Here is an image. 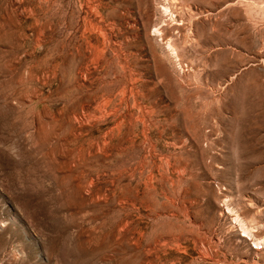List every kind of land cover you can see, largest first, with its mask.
<instances>
[{
    "label": "rangeland",
    "instance_id": "374dc122",
    "mask_svg": "<svg viewBox=\"0 0 264 264\" xmlns=\"http://www.w3.org/2000/svg\"><path fill=\"white\" fill-rule=\"evenodd\" d=\"M0 264H264V0H0Z\"/></svg>",
    "mask_w": 264,
    "mask_h": 264
}]
</instances>
